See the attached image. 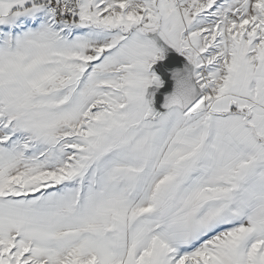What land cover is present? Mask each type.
Returning a JSON list of instances; mask_svg holds the SVG:
<instances>
[{
	"label": "snow or ice",
	"instance_id": "6c2138e0",
	"mask_svg": "<svg viewBox=\"0 0 264 264\" xmlns=\"http://www.w3.org/2000/svg\"><path fill=\"white\" fill-rule=\"evenodd\" d=\"M0 264H264V0H0Z\"/></svg>",
	"mask_w": 264,
	"mask_h": 264
}]
</instances>
